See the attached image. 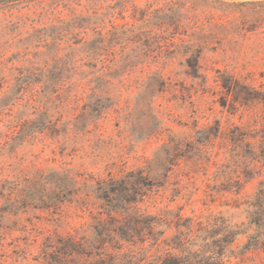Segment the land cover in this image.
I'll return each instance as SVG.
<instances>
[{"label": "rangeland", "instance_id": "374dc122", "mask_svg": "<svg viewBox=\"0 0 264 264\" xmlns=\"http://www.w3.org/2000/svg\"><path fill=\"white\" fill-rule=\"evenodd\" d=\"M262 185L264 0H0V264H63L105 204L264 264Z\"/></svg>", "mask_w": 264, "mask_h": 264}, {"label": "trees", "instance_id": "16d2710c", "mask_svg": "<svg viewBox=\"0 0 264 264\" xmlns=\"http://www.w3.org/2000/svg\"><path fill=\"white\" fill-rule=\"evenodd\" d=\"M253 204L255 216L261 218L254 224L262 228L264 185ZM134 205L105 204L91 237L60 238L57 250L63 264H225V252L237 236L227 222L195 224L181 215L169 220ZM164 226H173L174 234L167 237Z\"/></svg>", "mask_w": 264, "mask_h": 264}]
</instances>
